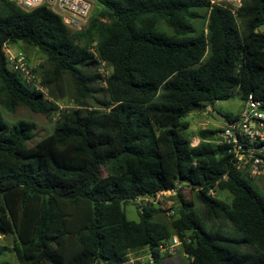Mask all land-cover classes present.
<instances>
[{"label":"trees","instance_id":"1","mask_svg":"<svg viewBox=\"0 0 264 264\" xmlns=\"http://www.w3.org/2000/svg\"><path fill=\"white\" fill-rule=\"evenodd\" d=\"M92 1L98 9L73 31L43 5L0 0L5 110L59 113L29 146L33 124L0 119V234L15 235L20 264H123L144 248L156 259L174 235L184 264H264V195L229 145L214 142L219 128L198 129L196 145L184 134L192 109L232 93L264 110V0H240L234 12L211 0ZM17 41L43 54L32 72L48 94L8 68L4 45ZM65 78L77 107L58 109L53 90ZM175 183L194 192L207 220L239 235L207 228L181 191L170 223L153 219L155 203L126 218L122 203Z\"/></svg>","mask_w":264,"mask_h":264},{"label":"rangeland","instance_id":"2","mask_svg":"<svg viewBox=\"0 0 264 264\" xmlns=\"http://www.w3.org/2000/svg\"><path fill=\"white\" fill-rule=\"evenodd\" d=\"M221 3L227 4L228 2L221 1ZM93 4L94 5H93L92 13L94 14L95 11L98 9V6L94 2ZM200 21L201 19H199V22ZM257 30L260 32H264V24L259 26ZM8 46L9 49L11 50H16V49L24 50L25 54L28 56L29 64L31 67L38 68L40 64L44 63L43 54L36 48L25 46L20 41H17L16 43L15 42L9 43ZM106 73L107 70H103L101 75L104 76ZM99 83L101 86H104L103 81L99 80ZM44 91L45 93L48 94L50 90L48 91V89L45 88ZM53 91L54 94H56L60 98L58 101H56L58 109L77 107V105L74 104V92H73L74 89L72 85L69 83L67 78L63 79L60 82L59 88H56ZM243 104L244 102L239 98V96L236 93H232L230 97L225 100L215 101L212 108L216 111L221 112L224 115H228L232 119L238 116L239 112L243 107ZM206 107L210 108L211 106H206ZM82 108H86V107H82ZM58 115H59L58 111L48 116L43 113L32 112L24 106L17 107L14 112H8L5 110L0 96V119L2 121L10 125L19 120H23L34 125L31 135L26 141V144L28 146L34 144L39 139L47 136L52 132L55 119L58 117ZM186 117L188 118L187 120L185 119L186 122L188 123V128L187 130L184 131V134L190 137V141L192 144H195L196 142L199 141L197 136L198 129L222 128L224 125V122L217 121L208 112L203 113L192 109ZM251 181L258 189V191L264 195L263 180L259 178H253ZM181 193L183 199L186 200L187 204L189 205V208L193 209L202 218L203 223L207 228L221 226L226 232L239 235V233L234 231L231 225L225 221L210 222L209 220H207L204 216L203 207L195 199L193 191H191L188 188H183L181 190ZM213 194L217 197H220L221 199L230 200L229 194L226 192H220V193L214 192ZM137 200L139 199L136 198L134 201H127L121 204L122 209L126 215V218L129 220L138 221L139 219L138 206L142 205L144 202L141 200L139 201ZM154 205L157 208V212L154 213L153 219L162 220L170 223L172 214L173 212H175L176 206L178 205L177 200L174 199L173 197H163L157 200V202H155ZM15 245H16V238L13 233L0 234V264H20L19 260L16 257L15 251L13 250V247ZM241 248L247 249L246 247H241ZM148 250H149L148 248H144L130 252L126 257L128 262L126 261L123 264H127V263L128 264H183L185 263L182 262L181 258H179L181 257L180 254L170 255L165 253L164 255H160L153 262H148V260L146 259ZM173 252H175V250Z\"/></svg>","mask_w":264,"mask_h":264},{"label":"built area","instance_id":"3","mask_svg":"<svg viewBox=\"0 0 264 264\" xmlns=\"http://www.w3.org/2000/svg\"><path fill=\"white\" fill-rule=\"evenodd\" d=\"M22 9L29 10L37 6H45L57 14L62 22L70 30H81L87 24L88 18L93 10L92 0H9ZM227 1L232 5V11L240 5V0H211V2ZM7 66L10 70L18 72L24 80L34 89L45 93L36 74L32 72V67L25 52L21 49L11 50L8 45H4ZM99 72L106 70L103 62L98 67ZM208 108V107H207ZM212 109V107L208 108ZM217 138V144L229 145L232 153L233 163L237 169L243 170L251 178H259L264 182V110L260 108V102L253 99L249 94L244 101L243 107L234 121L226 120ZM197 144V143H196ZM192 144L191 145H196ZM183 189L182 183H175L169 189L158 191L154 196H138L137 199L146 203L154 204L163 197H173ZM213 189L209 194H213ZM137 200V201H139ZM172 213V211H171ZM186 241H189L186 238ZM181 245V240L174 235L168 241H164L158 246L159 255L171 254L177 246ZM146 259L153 262L155 256L150 250L147 252Z\"/></svg>","mask_w":264,"mask_h":264},{"label":"water","instance_id":"4","mask_svg":"<svg viewBox=\"0 0 264 264\" xmlns=\"http://www.w3.org/2000/svg\"><path fill=\"white\" fill-rule=\"evenodd\" d=\"M194 110L203 113L208 112L212 117H214L219 122H225L227 120L224 114L214 110L213 108L208 109L206 106H201V107H195Z\"/></svg>","mask_w":264,"mask_h":264},{"label":"crops","instance_id":"5","mask_svg":"<svg viewBox=\"0 0 264 264\" xmlns=\"http://www.w3.org/2000/svg\"><path fill=\"white\" fill-rule=\"evenodd\" d=\"M199 139V138H198ZM199 142V141H198ZM198 142H196V143H198ZM195 143V144H196ZM130 253V252H129ZM128 253V254H129ZM127 254V255H128ZM174 254H180L181 255V257H179V258H181L182 259V262H186L187 261V256H186V254H184L183 252H182V250H181V247L180 246H178V247H176V249H175V252H173V253H171L170 255H174ZM144 257V256H143ZM145 258V257H144ZM185 260V261H184ZM126 261H127V259H126ZM125 261V262H126ZM124 262V263H125ZM128 262V261H127ZM128 264V263H127ZM184 264V263H183Z\"/></svg>","mask_w":264,"mask_h":264}]
</instances>
